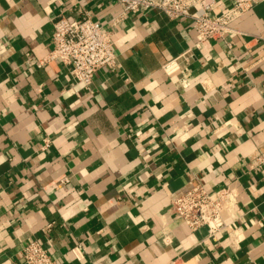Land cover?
I'll return each mask as SVG.
<instances>
[{
	"label": "crops",
	"instance_id": "crops-1",
	"mask_svg": "<svg viewBox=\"0 0 264 264\" xmlns=\"http://www.w3.org/2000/svg\"><path fill=\"white\" fill-rule=\"evenodd\" d=\"M85 13L117 55L90 87L44 61L57 19ZM262 33L264 0L201 48L190 17L158 9L0 0V264H27L30 240L60 264H264ZM198 183L234 189L232 234L210 237L172 209Z\"/></svg>",
	"mask_w": 264,
	"mask_h": 264
},
{
	"label": "built area",
	"instance_id": "built-area-1",
	"mask_svg": "<svg viewBox=\"0 0 264 264\" xmlns=\"http://www.w3.org/2000/svg\"><path fill=\"white\" fill-rule=\"evenodd\" d=\"M263 0H232L230 7L216 11L217 0H117L124 13L142 9H158L171 19L190 17L196 33L195 47L201 48L210 40H226L232 31V23L244 13L252 10ZM264 39V33L258 36ZM116 52L109 32L95 21L89 13L81 17L62 15L54 24L53 49L45 60L59 59L71 66L73 78L91 86L96 72L102 67L116 66ZM44 61H40L42 64ZM181 68L180 57H175L163 66L171 75ZM48 147L46 140L43 148ZM255 168L264 175V155L258 159ZM237 195L231 186H221L213 190L198 183L184 194L174 198L171 207L192 229L208 227L209 236L234 232ZM72 252L79 257L77 250ZM27 264H60L58 257L39 240H30L23 249Z\"/></svg>",
	"mask_w": 264,
	"mask_h": 264
}]
</instances>
